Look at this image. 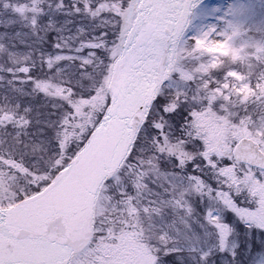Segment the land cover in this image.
Masks as SVG:
<instances>
[{"label": "snow or ice", "instance_id": "obj_1", "mask_svg": "<svg viewBox=\"0 0 264 264\" xmlns=\"http://www.w3.org/2000/svg\"><path fill=\"white\" fill-rule=\"evenodd\" d=\"M31 3L0 0V15L7 13L9 23L16 17L26 19L28 12L37 11ZM123 7V0H102L94 10L85 5L89 19L116 9L112 11V31L97 34L93 26L90 38L81 40L68 53L63 50V37H50L53 51L43 54V63L51 69L69 61L65 67L71 83V77L93 67L90 61L96 62L95 75L102 76L118 57L128 62L138 53L135 59L139 63H129L130 78L122 95L130 108L143 110L142 118L134 119L133 127L127 123L128 117H123L124 127L132 128L135 135L126 143L119 167L101 178V186L111 190V204L117 211L125 209L140 216L143 233L148 236L143 264H264V190L252 185V180L264 182V165L249 164L250 176L242 179L244 173H236V162L230 157L205 152L202 142L191 135L173 137L177 117L182 122L180 131L185 132L189 105L194 106L195 100L185 93L173 103L164 94L163 81L158 88L152 86L157 72L154 61L163 53L167 66L174 55L173 44L184 31L190 0H143L139 7L130 5L131 16L139 17L131 32L123 28L118 10ZM49 8L65 15L81 13L79 0H71V11H66L65 0H56ZM32 22L35 26V17ZM146 22L154 25L151 43L137 44L136 34ZM78 31L86 29L79 27ZM204 35L211 38L217 33L211 27ZM34 68H24L23 72L28 74ZM57 71L63 69L57 67ZM206 77L210 86L225 78L223 69H209ZM32 79L34 91L62 97V90L49 81ZM167 80L169 93L180 86L190 91L193 83L179 79L175 72L169 73ZM108 102L106 99V107ZM100 119L107 123L104 114ZM228 168L232 174L226 172ZM6 236L0 214V264H56L60 253L46 242L13 250L4 244Z\"/></svg>", "mask_w": 264, "mask_h": 264}, {"label": "rangeland", "instance_id": "obj_2", "mask_svg": "<svg viewBox=\"0 0 264 264\" xmlns=\"http://www.w3.org/2000/svg\"><path fill=\"white\" fill-rule=\"evenodd\" d=\"M44 1L46 15L40 12L42 0H35L34 3L30 0L31 6L37 9L36 16L28 12L26 19L16 17L13 18L14 22L9 23L7 13L0 15L2 206L15 202L33 190L32 183L38 188L52 176L65 159L61 155L67 147L64 143L66 131L74 128L68 123L61 124L64 115H69L70 111L62 108L57 97L45 96L38 89L34 91V85L29 86V73L25 74L23 69L36 65L41 75L38 80L49 81L61 90L64 85L70 87L74 84L84 86V89L90 83L102 86L107 77V73L95 75V61H90L93 67L71 77V83L70 71L65 67L69 61L57 66L63 69L62 72H58L57 67L47 68L43 63V54L53 50L50 40L45 42V32L53 31L52 37H63V50L68 53L81 40L90 38L93 26L97 34L111 32L114 23L112 11L116 9L89 19L85 5H92L94 10L102 0H79L80 15L54 12L49 4L54 7L56 0ZM103 2L111 3L112 0ZM134 2L123 0L124 7L118 9L124 20V29L131 17L129 6ZM65 3L68 5L66 11H71V1L65 0ZM244 4L246 8L233 13L230 11V0L200 1L192 10L179 42L180 53H187H184L183 62L179 61L174 71L179 79L193 82L191 90L180 86L169 93L168 80L164 83V94L170 96L173 103L183 99L185 93L195 100L194 106L189 105L191 114L187 118L189 128L185 135L205 138L208 142L206 146H217L216 154L220 156L227 155L241 134L252 137L264 150V44H249L250 38L264 36V0H244ZM0 12L3 10L0 9ZM33 17L35 20L41 17L43 24L33 26ZM230 22L243 24L247 31L230 35L227 30ZM79 27H84L86 31H78ZM211 27L215 28L217 35L208 38L204 33L210 31ZM209 69H223L225 78L210 86L206 77ZM18 72H23V78L17 79V86L11 88L16 91L15 96L9 86L14 81L13 75ZM96 94L99 97L100 91H96ZM18 96L21 100H18ZM232 99L244 107L259 100L262 111L252 110L250 116V109L244 110V114L239 113L243 106L232 103ZM194 126L196 133L192 131ZM173 137H176L174 133ZM81 139L77 140V144ZM226 172L232 174V169L228 168ZM237 172L244 173L242 179L250 176L248 167L244 165ZM252 185L264 190V182L252 180ZM192 226L195 227L194 224ZM91 233L93 241L90 247L72 256L68 264H143L148 236L143 233L141 218L133 211H117L111 204L110 189L101 187L98 193Z\"/></svg>", "mask_w": 264, "mask_h": 264}, {"label": "water", "instance_id": "obj_3", "mask_svg": "<svg viewBox=\"0 0 264 264\" xmlns=\"http://www.w3.org/2000/svg\"><path fill=\"white\" fill-rule=\"evenodd\" d=\"M198 0H190V7ZM141 0L140 3H142ZM139 7V6H138ZM139 17L136 18L134 25ZM133 25V26H134ZM154 25L146 22L137 32V44L151 43ZM132 31V28L130 32ZM176 42L173 44L175 51ZM138 53H133L125 62L119 58L113 66L109 89L112 93L111 103L103 120L94 129L89 139L75 158L60 171L55 179L43 191L25 198L15 206L0 209L8 236L4 244L8 249L44 241L51 248L59 251L56 264H66L69 256L82 247L88 239L92 221L93 203L101 184V178L111 175L121 162L124 148L128 140L134 137L132 128H125L127 123L134 125V119L142 118L143 110L131 107L122 93L126 80L129 79L131 68L129 63H139L135 59ZM160 59L156 64V75L152 86L158 84L167 75L174 55H170L167 66L165 56L158 53ZM115 113L114 115H111ZM111 118L108 119V116ZM232 155L237 161L251 165H264V154L254 141L241 138L234 146ZM38 255H45L39 253Z\"/></svg>", "mask_w": 264, "mask_h": 264}, {"label": "trees", "instance_id": "obj_4", "mask_svg": "<svg viewBox=\"0 0 264 264\" xmlns=\"http://www.w3.org/2000/svg\"><path fill=\"white\" fill-rule=\"evenodd\" d=\"M71 1V0H70ZM40 12L46 15V3L44 0H42ZM31 16H36L37 13L29 12ZM44 20L41 17H38L36 19V27L40 23L43 24ZM46 34V40L45 42H48L50 40V37L53 36V31L45 32ZM68 62L65 60L61 64H65ZM33 65H31L29 68H32ZM88 70V69H87ZM86 70V71H87ZM40 72L37 71V67L35 65V68L32 69V71L29 73V86L34 85L33 77L36 79H39ZM14 81L12 84H10L9 88H15L17 86V79L23 78V72L22 73H15L13 75ZM64 82V81H63ZM88 85V84H87ZM2 87H0V97H1V91ZM100 91V96L97 97L96 91ZM50 91H53L52 88H50ZM11 93L13 95L16 91L11 89ZM106 99L107 97V91L105 89V83L101 86H95L92 83H90V86L84 89V86L77 87V85L74 84V86L68 87L64 85L62 87V97L58 98V101L60 102L63 109L69 110L70 114H65L61 124H67L70 126H73L74 128L67 129L66 131V149L62 152L61 157L65 158L64 161L61 163L60 166L66 164L69 159L72 157L73 153L76 151V149L82 144L84 139L86 138L87 134L91 130V128L94 126L96 121L99 119L101 114L103 113L105 106H106ZM18 100H21L18 96ZM69 104L71 107H69ZM180 125L182 124L181 121L178 122ZM180 131V128H179ZM79 138H82L81 141L77 144V140ZM77 144V145H76ZM65 155V157L63 156ZM56 167V170L60 167ZM31 187H33V183L31 184Z\"/></svg>", "mask_w": 264, "mask_h": 264}, {"label": "clouds", "instance_id": "obj_5", "mask_svg": "<svg viewBox=\"0 0 264 264\" xmlns=\"http://www.w3.org/2000/svg\"><path fill=\"white\" fill-rule=\"evenodd\" d=\"M242 7L246 8L247 5L244 4V0H230V11L233 13H237ZM228 32L230 35H239L247 31L246 27L241 23H229L228 24ZM249 44H264V36H257L255 38H250Z\"/></svg>", "mask_w": 264, "mask_h": 264}]
</instances>
